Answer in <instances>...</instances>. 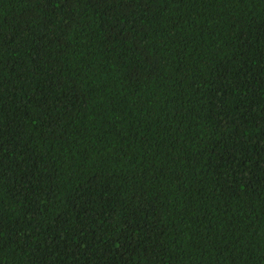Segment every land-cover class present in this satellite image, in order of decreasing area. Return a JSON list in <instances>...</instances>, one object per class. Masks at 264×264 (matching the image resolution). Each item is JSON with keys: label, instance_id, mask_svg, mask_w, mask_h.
Listing matches in <instances>:
<instances>
[{"label": "trees", "instance_id": "trees-1", "mask_svg": "<svg viewBox=\"0 0 264 264\" xmlns=\"http://www.w3.org/2000/svg\"><path fill=\"white\" fill-rule=\"evenodd\" d=\"M0 264H264V0H0Z\"/></svg>", "mask_w": 264, "mask_h": 264}]
</instances>
